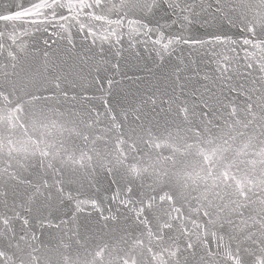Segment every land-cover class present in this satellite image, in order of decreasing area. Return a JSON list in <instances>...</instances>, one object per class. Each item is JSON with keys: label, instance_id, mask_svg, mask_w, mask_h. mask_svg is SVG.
Segmentation results:
<instances>
[{"label": "snow or ice", "instance_id": "snow-or-ice-1", "mask_svg": "<svg viewBox=\"0 0 264 264\" xmlns=\"http://www.w3.org/2000/svg\"><path fill=\"white\" fill-rule=\"evenodd\" d=\"M81 250L264 264V0L0 8V264Z\"/></svg>", "mask_w": 264, "mask_h": 264}, {"label": "water", "instance_id": "water-1", "mask_svg": "<svg viewBox=\"0 0 264 264\" xmlns=\"http://www.w3.org/2000/svg\"><path fill=\"white\" fill-rule=\"evenodd\" d=\"M19 2H20V0H0V8L5 7L9 4L19 3ZM54 39H58V38L54 37ZM82 40H83L82 36L76 37V43L77 44H79ZM248 171H249V174H251L252 169H249ZM105 187H107L106 184H105ZM101 195H103V193H101ZM112 255H113V253L111 252V250H109V252L105 254V257H104L105 264H107V262L109 261V259L111 258ZM69 256H70V260H71L72 264H86L87 261L91 260V257L86 256L83 250H81L79 256H77L75 254V252L70 253ZM147 257H148V253H147V251H144L143 255L138 257L139 264H145V258H147ZM147 264H151L150 259L147 260Z\"/></svg>", "mask_w": 264, "mask_h": 264}]
</instances>
